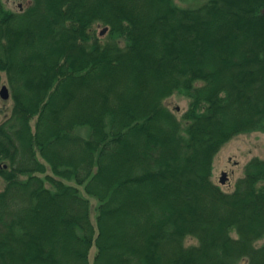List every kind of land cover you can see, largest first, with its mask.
I'll return each instance as SVG.
<instances>
[{"label":"trees","instance_id":"trees-1","mask_svg":"<svg viewBox=\"0 0 264 264\" xmlns=\"http://www.w3.org/2000/svg\"><path fill=\"white\" fill-rule=\"evenodd\" d=\"M4 84L0 264H264V159L213 180L264 127V0H0Z\"/></svg>","mask_w":264,"mask_h":264},{"label":"rangeland","instance_id":"rangeland-1","mask_svg":"<svg viewBox=\"0 0 264 264\" xmlns=\"http://www.w3.org/2000/svg\"><path fill=\"white\" fill-rule=\"evenodd\" d=\"M208 0H175L179 7L184 8H197L205 4ZM3 4L8 10L19 11L27 8L32 0H2ZM101 32L103 27H99ZM6 76L3 75V82H6ZM7 84V83H5ZM9 88V87H8ZM10 90V89H9ZM13 102L11 99L3 100L0 98V123L10 115ZM165 105L173 111L179 118L186 112L189 99L182 94H175L165 101ZM80 135L86 136V130H81ZM264 159V127L261 130L241 134L226 144L219 154L214 159L213 180L216 184L220 185L225 192H231L234 189L235 182L238 178L242 177L245 165L252 158ZM223 172L228 174V179L225 184L220 183V178ZM97 201L92 200V219L95 220V207ZM197 241L193 238L186 240V245H196ZM264 245V238L257 244ZM96 249L92 248L90 252V262L92 264ZM238 264H248L244 259Z\"/></svg>","mask_w":264,"mask_h":264},{"label":"water","instance_id":"water-1","mask_svg":"<svg viewBox=\"0 0 264 264\" xmlns=\"http://www.w3.org/2000/svg\"><path fill=\"white\" fill-rule=\"evenodd\" d=\"M107 31H108V28H104L102 30V35L104 33H106ZM0 97L3 100L10 99V90H9L8 86L5 85V84L1 86V89H0ZM227 179H228V174L226 172H223L222 175H221V178H220V183L221 184H225Z\"/></svg>","mask_w":264,"mask_h":264}]
</instances>
